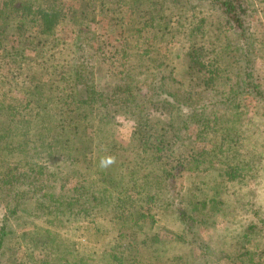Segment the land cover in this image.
Listing matches in <instances>:
<instances>
[{
	"label": "trees",
	"instance_id": "16d2710c",
	"mask_svg": "<svg viewBox=\"0 0 264 264\" xmlns=\"http://www.w3.org/2000/svg\"><path fill=\"white\" fill-rule=\"evenodd\" d=\"M117 2V5H121L115 6L116 10L108 11L105 9L106 0H71L67 5L65 0H0L1 38L8 40L6 35L11 34L22 36L18 45L5 54L17 55L30 62L36 60V65L40 68L36 70L27 67L23 74L25 79L21 90L24 91L23 96L27 104L33 108H26L17 119L12 117L14 116L12 113L0 111V154L9 149L5 148V142L21 141L26 138V144L22 145L21 150L27 154L32 151L33 154L29 153V160L36 159L26 162L27 165L24 163L21 171L14 172L4 163L0 165V199H3L5 211V217L0 223V255H6L17 245L25 248L24 252L30 254L32 249L40 245L49 254L48 264H166V262L179 264L182 260L179 256H173V253L160 252L163 244L157 239L156 234L148 232L149 224L144 225L145 221L147 223L152 220L151 217L139 213L136 210L137 206L133 205L136 202H155L157 193L168 187L169 179L177 177L184 171L199 170L203 149L195 151L192 145L186 146L183 143L181 132L185 129L186 123L195 126L203 135L204 131L222 125L223 121L217 114H209L212 110L210 106L216 105L210 102L211 98L208 101L201 97L203 104L210 105L207 110L197 108L200 105L197 102H194L196 106L193 107L187 104L189 88H181L180 91L172 87L175 83L174 77L170 73L163 75L161 69L164 65V60L161 59L163 57L152 56L150 51L139 47L136 34L127 30L121 20L120 7H126L138 21L137 34L141 33L142 27L147 23L156 26L157 30L185 27L180 39L181 52L176 57L186 63L187 72L199 74L204 69L202 60L207 57L208 51L199 45V41L191 42V39L196 40L199 36L201 25L189 22L188 15L191 8L195 9L200 7L201 3H206L217 11L219 16L217 20L211 16L207 17L210 19L208 27L217 25L221 19V22L228 25L231 30V34H228L221 44L224 46L223 54L228 53L229 44L235 45V48L230 49L233 54L226 58L225 64L231 65L229 70L231 75L229 73L228 78L233 82L232 85L237 92L254 94L259 85L250 71L254 69L247 70L251 66L248 65L246 56L247 49L251 48L252 44L251 38L246 34L247 9L250 5L247 2L245 5L243 0H117ZM177 2L182 5L183 14L172 12ZM262 2L264 12V0ZM167 11H171L176 18L167 19ZM67 23L71 26L69 32L74 35L73 40H68L58 33V29ZM92 23L99 24L102 31L107 30L105 36L112 33L122 42L121 48L117 50L124 51L127 61L122 63L124 70L120 83L96 86L93 77L95 72L90 61L99 53L91 51L90 45L94 41L100 46L103 37L99 38V34L96 36ZM29 51L33 52V56ZM99 59L96 57L97 61ZM228 59H231V62H228ZM51 63L59 67L65 66L68 72L61 78L52 76L48 72ZM20 68V65L16 66L6 77H16ZM208 89L205 87L194 94L205 95L203 93H208ZM154 112H157V115H153ZM118 113L134 123L133 130L128 135L129 141L125 145L119 144L117 136L115 137L116 125L112 130L107 128L108 125L115 123L110 119H114ZM162 115L168 116L166 125L161 123ZM107 120L104 131L103 124ZM11 121L18 122L12 125ZM224 123L222 129H225ZM48 128L52 129L49 133L54 138L50 147L43 142L46 140ZM86 132L94 133V137H85L83 134ZM169 132L172 137L169 136ZM37 137H40V142ZM90 145L95 147L91 150ZM112 147L120 148V151L112 154L111 150L105 155L104 149L109 150ZM215 148L213 143V149ZM11 149L16 148L12 145ZM40 152L47 155V162L49 157L55 155H59L61 162L71 166H74V162L90 161L86 164L88 168H93L98 176L97 189L84 188L79 195L70 190L67 192L71 193L66 196L65 192L56 194L55 188L58 187L56 182L59 181L61 187L59 191H64L65 181L74 174V171L77 173L78 169L74 170V167L61 169L59 166L62 164L37 166L39 161L37 155ZM114 157L119 161L112 162L115 160ZM117 163L119 165H116ZM248 165L249 162L240 164L239 172L245 173ZM234 170L238 171V168L233 169L231 175ZM111 171L113 173L117 171L118 177L110 176ZM57 174H63L62 178L57 179ZM141 195L144 198H137ZM211 196L212 194L208 195L202 206L198 207V201L193 194L189 196L188 204L196 211L205 209L206 206L217 205V199ZM26 203L32 206L25 207ZM102 211L110 218L118 217L115 229L119 235L116 241L108 244L98 257L94 258L88 254L84 255L82 263L79 259L72 261L71 255L77 256L76 248L73 242L62 237L60 230L72 223L89 221ZM39 212L46 214L42 228L33 225L34 229L30 232L17 234L9 221L10 217L25 213L26 217L32 218L34 222V216ZM251 213L260 215L258 209H253ZM179 215L186 224V231L178 235L181 236L189 230L187 227L193 218L187 211L179 212ZM200 216L196 215L195 218ZM55 223H61L58 225L59 231L52 228ZM254 227L255 223L248 224L247 230ZM246 233L243 232L244 235ZM11 243L14 244L11 246ZM245 263L244 259L242 264ZM26 264L43 262H35L28 258Z\"/></svg>",
	"mask_w": 264,
	"mask_h": 264
},
{
	"label": "rangeland",
	"instance_id": "374dc122",
	"mask_svg": "<svg viewBox=\"0 0 264 264\" xmlns=\"http://www.w3.org/2000/svg\"><path fill=\"white\" fill-rule=\"evenodd\" d=\"M262 1L243 0L245 5L246 2L250 5L247 9L248 32L246 34L251 38L252 44L251 48L247 49L246 56L248 65L251 66L247 70L254 69L250 71L256 77L255 81L259 85L254 94H246L245 91L237 92L232 85L233 82L228 78L231 65L225 64L226 58L233 54L230 49L235 48V45L234 43L229 44L228 53L223 54L224 46L221 44L226 40L228 34H231V30H229L228 25L221 22V19L218 20L217 25L214 24L212 28L208 27L207 23L210 22V19L207 17L211 16L212 19L217 20L219 16L217 11L211 9L206 3H201L200 7L195 9L191 8L188 15L189 22L201 25L198 32L199 36L196 37V40L191 39V42L199 41V45L208 51L207 57L202 60L204 69L199 74L187 72L186 63L181 58L177 59L176 57L181 52L180 39L185 27H179L175 30L168 28L157 30L156 26L147 23L142 27L141 33L137 34L138 21L126 7H120L122 8L121 20L127 30L133 31L134 35L136 34L139 47L150 51L152 56L163 57L161 59L164 60V65L161 69L163 75L170 73L174 77L175 83L172 84V87L180 91L181 88H189L187 104L193 107L196 106L194 102H197L200 103L197 108L207 110L210 105L203 104L201 97L205 100L208 99V101L211 98L212 101L210 102L216 105L210 106L212 110L209 114L215 113L223 123L225 122L226 130L222 129L223 123H221L222 125L204 131L203 135L196 130L195 126L186 123L185 129H182L181 132L183 143L186 146L192 145L195 151L203 149L200 157L202 162L198 166L199 170L184 171L177 177L169 179L168 187L157 193L155 202H136L133 205L134 207L137 206L136 210L139 213L151 217L152 220L147 223L145 221L144 225L149 224L148 232L156 234L157 239L163 244L160 252H169L173 253V256H179L182 259L179 264H242L244 259L246 260L245 264H264V12H262ZM70 3L71 0H65V5ZM117 4V0H106L105 9L108 11L116 10L115 6L121 5ZM181 7L182 5L177 2L172 12L176 11L179 15L183 14ZM175 18L176 16L171 11H167V19L173 20ZM114 24L116 23L114 22ZM91 25L97 33L96 36L99 34V38L100 36L103 37L100 46L94 41L90 45L91 51L99 53L98 56H93L90 61L95 72L93 77L96 86L101 87L106 83L113 85L122 82L121 77L124 70L122 63L127 61L124 51L117 50V48H121L122 42L112 33L105 36L107 30L102 31L99 24L92 23ZM69 26V23L64 27L61 26L62 28L58 29V33L68 40H73L74 35L69 32L71 27ZM202 33L203 36H201ZM6 37L8 40H3L0 36V111L12 113L14 115L12 117L17 119L26 108H33L27 104L26 98L23 96L24 91L21 90L25 79L23 74L27 67L36 70H40V68L36 65V60L30 62V60L25 61L17 55L5 54L11 52L13 47L18 45L22 36L11 34L6 35ZM29 53L33 56L32 51ZM96 57L100 58L99 61L96 60ZM228 62H231V59H228ZM54 64L51 63L48 67V72L52 76L61 78L68 72L65 66L59 67ZM19 65L21 70L17 71L16 77H6ZM205 87L209 88L208 93H203L205 95L197 96L194 94L195 91L203 90ZM49 106H52V102ZM153 115H157V112H154ZM4 119L10 122V120ZM160 119L161 123L166 125L168 116L162 115ZM108 120L103 124L104 127L100 126L103 127L104 131H106L105 124ZM110 121L115 123L108 125L107 128L112 130L116 125L115 137L117 136L119 144L128 143V135L133 130L134 123L119 113L115 114L114 119H110ZM16 122L18 121H11V124H17ZM51 130L50 128L46 130V140L43 141L48 147L54 142V138L49 133ZM91 132H86L83 135L94 137V133L91 134ZM212 133L213 136L211 137ZM40 134L41 132H39ZM169 136L172 137L170 132ZM37 139L40 142V137ZM26 140L25 138L21 141L5 142V148L8 147L9 149L4 154H0V165L4 163L15 172L21 171L24 168V163L36 160H29V153L33 154L32 151L27 154L21 150L22 145L26 144ZM212 142L216 146L215 149H213ZM12 145L16 149H11ZM114 146L118 147L117 145ZM93 147L95 145H90L91 150ZM111 150L114 154L115 151H120V148L104 149L105 155H108ZM56 152L54 151V153ZM37 158L39 160L37 166L62 164L59 166L61 169L66 167L78 169L77 173L74 171V174L65 181L64 191H59L61 187H59V181L56 182L58 186L55 188L56 194L65 192L64 196H66L74 191L75 194L79 195L84 188L97 189L99 182L96 181V178L98 176L93 168H88L86 164L90 161L74 162V166H71L61 162L62 159L59 155H55V157H49V162H47V155H43L41 152ZM116 161L118 162L119 159L115 158L112 162L116 163ZM245 162H249V165L246 166V172L241 173L239 166ZM107 163L109 164V162ZM235 168H238V171L234 170L233 175H231ZM113 175H115L114 178L118 177V172L114 171L113 173L111 171L110 176ZM62 176L63 174H57L56 178L61 179ZM68 190L71 192H67ZM193 194L198 201V207H201L205 198L211 194L217 199V205L206 206L205 209L196 211L193 206L188 204L189 196ZM137 198L144 197L141 195ZM2 201L3 199H0V223L5 217ZM24 206L30 208L32 204L26 203ZM253 209H258L260 215L256 216L251 213ZM186 211L193 219L189 221V227H187L189 230L186 234L178 236L184 230L186 231V224L179 212ZM20 214L21 216L16 215L9 219L17 234L30 232L34 229L33 225L42 228L46 219V214L41 212L34 216V222L31 220L32 218L26 217L25 213L24 215ZM196 215L201 216L196 219ZM116 223H118V217L110 218L102 211V213L91 217L89 221L72 223L60 230L62 237L73 242L76 248L75 254L77 256L71 255L72 261L79 259L82 263L85 259L84 255L88 254L93 255L94 258L100 256L105 247L115 242L119 235L115 229ZM252 223H255L256 227L247 230L248 224ZM59 224L61 223L53 224L52 228L59 231ZM243 232L248 234L244 235ZM13 244L11 243V246ZM24 251L26 249L18 245L12 247L9 253L0 255V264H26L28 258L35 262L42 261L43 264H48L49 254L40 245L32 249L30 254ZM171 264L174 263L171 262Z\"/></svg>",
	"mask_w": 264,
	"mask_h": 264
}]
</instances>
